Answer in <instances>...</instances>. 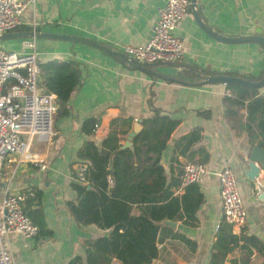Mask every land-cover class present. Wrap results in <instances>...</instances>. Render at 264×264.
<instances>
[{
	"label": "crops",
	"instance_id": "obj_1",
	"mask_svg": "<svg viewBox=\"0 0 264 264\" xmlns=\"http://www.w3.org/2000/svg\"><path fill=\"white\" fill-rule=\"evenodd\" d=\"M165 3L166 0H35L34 6L22 13L21 24L15 31L32 30L34 23L36 31L95 40L132 58L124 52V47L144 44L151 38L158 11ZM197 4L203 22L215 31L231 36L264 37V0H197ZM174 33L183 41V57L177 62L184 69L161 64L150 68L173 81L132 68L93 45L36 39L39 64L53 59L74 60L80 65L82 80L71 94L68 113L54 119L51 140L30 142L29 150L37 156V162H19L17 154H11L2 166L0 190L23 193V208H30L28 191H41L44 232L32 237L9 236L8 244L16 264H66L74 255H83L85 239L109 232L94 224L79 225L69 212L67 204L76 195L72 187L76 153L86 141L100 144L111 126L127 132L125 141L137 120L142 122L152 116L155 109L178 121L160 158L167 183L182 177L184 165L192 162L189 159L192 152L193 160L199 159L200 148L208 157L204 163L207 173L196 183L204 201L196 212L195 225L189 226L180 220L175 221V227L164 225L188 238L194 247L167 237L152 264H208L222 220L216 172L225 167L235 174L247 213L246 224L241 229L233 228V232L239 235L243 230L264 243V199H259L264 188L245 175L247 157L255 144L238 123L245 120V109L240 108L234 118L227 116L225 98L229 96V89L226 84H198L200 80L187 83L189 79L183 77L184 82L177 79L196 69L211 75L257 80L264 73V48L256 42L215 39L201 28L191 8L178 22ZM0 47L15 52L30 51L22 46V39L0 41ZM41 86L45 92L49 91L42 82ZM258 90L264 94V86ZM92 118L99 124L92 133H85L83 124ZM196 128L200 129V140L181 154L182 146L176 147L177 142ZM259 179L264 180L263 170ZM183 188L182 184L172 187L174 195L181 196ZM35 206L32 204L31 208ZM134 207L133 213H140ZM168 231H164L166 236ZM237 256L238 249L229 254V258ZM251 261L259 264L256 253ZM111 264L121 263L113 259ZM225 264H229L228 260Z\"/></svg>",
	"mask_w": 264,
	"mask_h": 264
},
{
	"label": "trees",
	"instance_id": "obj_2",
	"mask_svg": "<svg viewBox=\"0 0 264 264\" xmlns=\"http://www.w3.org/2000/svg\"><path fill=\"white\" fill-rule=\"evenodd\" d=\"M39 68L42 84L56 97L54 119L66 115L71 94L82 80L79 63L70 59H53L39 64ZM189 72L177 79L184 82L185 78L189 79L187 83H193L209 75L204 70ZM263 76L264 73L257 80ZM192 78L196 80L192 81ZM226 86L229 89V96L225 98L227 116L234 118L238 110L244 108L245 120L238 122L239 126L247 132L252 143L264 147V94H260L258 88L233 83ZM98 124L97 119L86 120L83 130L92 133ZM177 124L178 121L155 109L152 116L142 120L140 131L132 139V149H120L127 132L118 131L113 126L100 144L86 141L78 149L77 163L86 165V182L72 183L76 195L67 204L69 212L77 224H94L109 232L85 239L83 255H74L66 264H111L113 259L121 264H152L159 257L160 244L167 237L194 247V243L185 236L156 224L168 219L194 226L196 212L204 201L196 183L185 185L181 196L174 195L172 187L180 186L182 177L167 183L160 164L161 153ZM200 138V129H193L182 136L176 147L182 146L179 152L184 154ZM198 153L199 159L193 160L194 152L189 159L204 165L208 153L201 148ZM27 193L31 195L30 208L24 207L23 210L42 233L41 191L34 189ZM32 204L36 208H31ZM134 206L140 213H133ZM165 230H169V236L165 235ZM235 249L239 250V256L229 258ZM254 253L259 264H264V243L243 230L239 235L235 234L232 225L222 219L215 233L208 264H225L227 260L229 264H253L251 257Z\"/></svg>",
	"mask_w": 264,
	"mask_h": 264
},
{
	"label": "built area",
	"instance_id": "obj_3",
	"mask_svg": "<svg viewBox=\"0 0 264 264\" xmlns=\"http://www.w3.org/2000/svg\"><path fill=\"white\" fill-rule=\"evenodd\" d=\"M35 0H0V35L15 31L21 24V15ZM190 9V0H166L159 9L151 38L144 44L127 45L124 52L142 62H177L182 59V39L174 33L178 22ZM32 31H36L33 23ZM35 38L22 39L28 52L9 51L0 47V178L7 157L17 154L18 161L37 162V156L29 150L32 140H51L56 97L43 90L40 68L35 51ZM229 94V92L227 93ZM207 173L204 165L188 162L183 167L182 185L198 183ZM216 176L219 182L222 219L233 228L246 224L247 213L237 179L233 171L225 167ZM74 179L86 182V165L77 163ZM25 196L19 192L0 190V264H16L9 248L12 234L23 237L36 236L38 226L23 210Z\"/></svg>",
	"mask_w": 264,
	"mask_h": 264
},
{
	"label": "water",
	"instance_id": "obj_4",
	"mask_svg": "<svg viewBox=\"0 0 264 264\" xmlns=\"http://www.w3.org/2000/svg\"><path fill=\"white\" fill-rule=\"evenodd\" d=\"M190 8L193 12V15L195 16L196 21L201 26V28L209 33L211 36H213L215 39L224 41V42H256L260 44L264 48V37L259 35H245V36H231L222 34L218 31L213 30L210 28L207 24H205L201 18L200 12L198 10V4L197 0H190ZM27 38H35V39H56V40H66V41H73V42H82L88 45H93L99 48H102L109 52L111 56L114 58H117L118 60H123L126 62L129 66L132 68L138 69L140 71H143L149 75L158 76L160 78L171 80L173 81V78H169L166 76H163L161 74H158L151 70L150 68L152 66H156L158 64L161 65H168L178 70L182 69V64L178 62H155V63H147L138 61L134 58H128L124 55H122L119 52L111 50L109 47L105 46L104 44L97 42L95 40H90L87 38H81L77 36H71L67 34H60V33H53V32H39V31H13V32H7L0 35V41H10V40H18V39H27ZM213 82H219L223 84H238L246 87L251 88H260L264 86V76L257 80V81H248L244 80L239 77L235 76H228V75H222V74H209L202 78V80L199 82V84L203 83H213ZM141 120H137L135 123L132 131H130L126 137V140L123 142V144L120 146V149H124L126 147L133 148L132 146V139L137 134L140 128ZM247 167L248 169L245 171V175L247 178H249L251 181H256L259 183L261 187L264 188V180L259 179V175L261 170L264 171V147L254 144L248 154L247 157ZM259 199H264V190L259 195ZM158 225H167L171 227L176 226L175 221H171L168 219H163L162 221L156 222Z\"/></svg>",
	"mask_w": 264,
	"mask_h": 264
},
{
	"label": "rangeland",
	"instance_id": "obj_5",
	"mask_svg": "<svg viewBox=\"0 0 264 264\" xmlns=\"http://www.w3.org/2000/svg\"><path fill=\"white\" fill-rule=\"evenodd\" d=\"M1 179V178H0Z\"/></svg>",
	"mask_w": 264,
	"mask_h": 264
}]
</instances>
